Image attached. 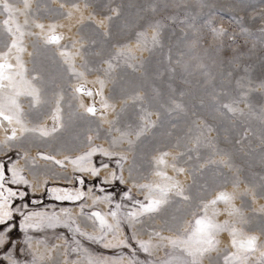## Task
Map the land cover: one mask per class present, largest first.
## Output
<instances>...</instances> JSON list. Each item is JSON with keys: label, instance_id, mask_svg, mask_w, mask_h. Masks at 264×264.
I'll return each mask as SVG.
<instances>
[{"label": "rangeland", "instance_id": "1", "mask_svg": "<svg viewBox=\"0 0 264 264\" xmlns=\"http://www.w3.org/2000/svg\"><path fill=\"white\" fill-rule=\"evenodd\" d=\"M8 2L21 10L16 19L23 24L26 18L23 0ZM29 2L26 31L37 35L25 36L23 60L28 69L27 78L41 90L44 103L33 108L30 98L20 97L19 100L29 127L43 124L50 128L53 121L49 116L56 99L62 96L63 127L46 139L24 134L0 152L5 171L13 160H18L17 167L23 169V175L32 184L31 188L9 185L28 193L12 207H20L25 215L56 212L62 220L60 210L69 208L81 231L100 235L98 226L86 218L87 214L109 213L115 210V203H121L125 205L120 210L121 238H126L132 247L106 249L103 242L89 241L63 226L30 228L25 232L19 228L23 216L14 212L12 221L0 225V231L8 224L16 225L0 246V264H10L5 259L9 254L18 264H88V254L124 257V264H128V258H138L141 264H149V261L160 264L172 252L170 247L156 249L149 255L140 250L136 241L151 238L153 243H159V237L152 236L153 232L165 237L178 235L189 222H194L193 213L201 214V203L214 199L221 191L229 193L233 199L228 205L216 206L222 213L217 220H228L241 234L258 237L259 248L250 254L247 264H259L264 250V0ZM74 4L78 8L73 7ZM69 12L71 17L67 15ZM6 18L7 13L0 7V23ZM33 21L43 23L45 32L48 25L57 24L56 32L65 38L60 45H46ZM157 24L159 37L153 44L151 37ZM213 28L223 29L224 34L216 36ZM141 32L146 33V47L142 42L138 47V40H143L138 37ZM2 38L5 42L10 40L7 36ZM65 47L74 54L76 69L85 72L88 88L96 91L100 87L97 79L105 81L104 96L114 110L103 111L108 121L116 122L114 125L102 123L79 106L80 100L85 105L88 103L84 96L77 97L73 92V87L82 81L72 77L59 55ZM128 47L134 59L117 57L120 49ZM4 50L0 47V51ZM77 52L80 54L75 55ZM109 62L113 67L106 71ZM95 100L99 103L100 97L96 96ZM225 105L235 111H229ZM142 116L146 117L148 125L137 139L135 133L144 127ZM113 127L131 132L128 138L133 144L130 146L125 140L111 148L108 133ZM89 135L94 137L93 145L127 156V160L122 161L125 183L113 181L110 175L112 172L120 175L118 156L95 155V167L109 165L95 177L74 172L71 164L60 167L40 158V154L55 156L58 160L66 156L75 158L89 149ZM119 135L120 132H112L114 137ZM162 152L170 153L166 158L169 166L162 170L180 182L189 199L172 193L158 213L141 217L132 227L124 218V212L135 210L137 206L124 200L121 194L130 188L134 199H144V193L133 187V183L160 182V178L153 175V157ZM173 157L177 159L173 161ZM221 159L226 160L228 166L221 164ZM173 162L185 171L178 174L170 167ZM77 176L85 179L82 190L91 189L82 200L57 201L48 195V189L54 187H79L74 179ZM105 180L108 183H102ZM111 192L116 193L113 204L103 200L93 204L92 196L103 197ZM25 203L27 208L22 207ZM80 204L87 205L83 215ZM232 208L239 211L230 217L225 209ZM107 219L109 223L114 222L110 215ZM107 239H112L111 233ZM218 239V250L204 254L201 264H223V256L234 252L229 232L221 233ZM85 248L88 253L84 252ZM175 254L182 255L179 251Z\"/></svg>", "mask_w": 264, "mask_h": 264}, {"label": "snow or ice", "instance_id": "2", "mask_svg": "<svg viewBox=\"0 0 264 264\" xmlns=\"http://www.w3.org/2000/svg\"><path fill=\"white\" fill-rule=\"evenodd\" d=\"M25 5L24 13L26 18L24 23L21 24L16 19V14L20 13L21 10L9 3L8 0H0V7L3 11L7 13V18L0 23V47H3L4 51H0V128H2L5 133L11 129V134L6 135L3 141H0V152H3L7 147L9 142L16 141L23 137L24 134H32L41 139H46L54 135L61 127H63L62 122V109L61 101L62 96H59L55 101V107L49 118L53 121L52 126L49 128L43 124H37L29 127L25 120V113L23 107L20 103V97H28L31 101V106L33 108L38 107L44 101L41 97V90L36 87L32 80L27 78L28 69L23 60V54L26 52V46L24 44V38L26 35H37L30 31H26L29 26V20L27 19V10L30 7L29 0H23ZM87 6V5H86ZM63 7V5H62ZM77 7L78 5H73ZM68 17H71L72 13H67ZM34 26L41 30L40 36H42L44 43L46 45H60V42L65 38L62 34H58L56 29L57 24L53 23L47 26V31L45 32V25L43 23L34 22ZM216 36H222L224 34L223 29H212ZM3 36L10 37V40L5 42L2 38ZM138 37L143 38L142 41L138 40V47L141 42L146 47L148 44V39L146 33H138ZM159 37V25L154 26V32L151 37V42L153 44L158 42ZM75 47V44L72 45ZM77 52L75 55H79ZM63 57V62L68 66V70L73 78L82 81L81 83L73 87V92L77 97L86 96L93 98V102L90 105H85L83 100H80L79 106L84 109L85 113L90 116L97 117L102 123L115 124V121H108L106 119L105 112L112 108L113 105L108 102V99L104 96L105 81L103 79H97L96 83L99 84V89L93 91V89L87 87V81L85 79V72L78 71L75 67V56L73 53L67 50V47L62 49L59 53ZM117 57H125L127 59H134L132 49L122 48L117 52ZM14 61V62H13ZM84 67L87 68V62H85ZM112 63L109 62L108 69L106 71L112 70ZM33 80L36 79L34 76ZM100 97L99 108L96 105L95 97ZM229 111H235L230 106L225 105ZM150 116V114H148ZM142 122H144V127H141L139 131L135 133L137 139L143 134L145 128L148 125L146 117H141ZM120 132L118 137L112 136V132ZM20 133V136L17 133ZM131 132L121 131L119 128L113 127L108 133V142L111 148L117 147L125 140L131 146L133 141L128 138ZM94 137L89 135L87 137V142L90 145L86 152L81 155L73 157L66 156L63 160L56 159L55 156L40 154V158L44 160H51L56 165L60 167H65L66 163L71 164L74 172L78 173H90L93 177L98 176L101 169H106L109 167L108 164H101L100 168L95 167L93 164V157L97 154H101L105 157L112 158L118 156L117 165L120 170V175L116 172L110 173L113 181H119L120 183H125L123 177V164L122 161L127 160V156L123 153H118L105 148L102 145H93ZM9 151L11 149H8ZM170 155L169 152H162L158 156L153 157L154 172L153 175L160 178V182H149L137 184L133 183V187L139 188L144 193V199H134L132 196L131 189H127L121 195L124 200L130 201L132 204L136 205L135 210H128L124 212V218L127 219L132 227H135V223L140 222V218L143 216H150L152 214L158 213L163 206L169 202V196L172 193L182 197L183 199H189L184 195V188L180 185V182L175 180L172 176H169L166 171L162 170L169 166V162L166 159ZM26 158V154L25 157ZM177 158L173 157V161ZM11 160V157H9ZM221 164L228 166L226 160L221 159ZM18 160H13L8 167L7 172L5 171V161H0V225H5L9 221L13 220L14 212L20 213L23 216L22 222L19 224V228L27 232L30 228H54L57 226H63L69 228L70 230L78 233L81 236L86 237L87 240L93 242H103V247L106 249H113L119 247L131 248V244L128 243L126 238H121V224L122 219L120 216L121 208L125 205L121 203H115V210L109 213H102L100 211H94L87 214L86 218L93 221L95 226H98L100 235L95 233H87L81 231L79 225L75 223V219L72 216V210L69 208H63L60 210L63 213L64 219H61V215L52 212L48 213L46 211L40 212H30L25 215L21 212V208H13L12 205L16 200H23L28 193L20 190L19 188L14 189L9 185H24L32 187L31 182L23 175V169L17 167ZM178 174L183 173L185 169L183 167H177V164L173 162L170 165ZM79 187L75 189L70 188H51L48 189V195L57 201H70L77 202L85 198L91 192H85L83 186L85 185V179L83 176H77L74 178ZM71 183V179L68 181ZM47 181H45V184ZM102 183H108V181H102ZM99 187V186H98ZM103 192L104 188H100ZM35 190L33 189V192ZM115 192L104 195L103 197L92 196L93 204L103 200L108 204L114 203ZM233 197L227 192L221 191L214 199H210L207 202H202L199 206L200 215L197 216L193 213L195 217L194 222H189L187 227L180 230V233L174 237H165L159 232H153L152 236L159 237V243H153L152 239L148 240H137L140 250L144 253L152 255L153 251L159 248H171L172 252L167 254V258L160 261V264H201V259L204 254L218 250V245L220 243L218 236L227 231L231 236V246L236 249L235 252L227 253L223 256V264H247L250 258V254L258 250V237L247 236L240 239L241 232L238 230L230 221L225 220L219 222L217 217L221 215V211L216 207L220 203L225 205L230 204ZM35 202V201H34ZM22 207L27 208V203L23 204ZM81 214H84V209L87 207L85 204H80ZM211 208V214H209V209ZM227 214L231 217L238 209H225ZM113 218L112 223H109L107 216ZM16 228L15 224H8L7 228L0 231V246H3L7 240V234L12 232ZM112 234V239H107L108 234ZM133 239H135V233H133ZM29 241H26V243ZM77 243H79L77 241ZM75 251V249H74ZM179 251L182 255L177 256L175 253ZM85 253H88V249H84ZM135 252V249H133ZM10 264H18V261L11 255L5 256ZM35 259V257H34ZM88 264H124V257L110 258V257H97L92 254L87 255ZM128 264H141L138 258H128ZM149 264H155L154 261H149ZM259 264H264V252L260 253Z\"/></svg>", "mask_w": 264, "mask_h": 264}, {"label": "bare ground", "instance_id": "3", "mask_svg": "<svg viewBox=\"0 0 264 264\" xmlns=\"http://www.w3.org/2000/svg\"><path fill=\"white\" fill-rule=\"evenodd\" d=\"M59 34V33H58ZM14 62V61H13ZM89 87V86H88ZM84 99L87 101L86 103H88V105L89 104H91V102H93V98H89V97H86V96H84ZM98 99V98H97ZM95 102H96V105L97 106H99L100 105V103H98L96 100H95ZM11 134V129H9L8 130V132L7 133H5V131L2 129V128H0V141H3L4 139H5V136L6 135H10ZM17 135L19 136V132L17 133ZM247 236H255L254 234H241L240 235V239H243V238H245V237H247ZM259 248V247H258ZM236 251V249L234 248V252ZM262 252H264V250H262Z\"/></svg>", "mask_w": 264, "mask_h": 264}]
</instances>
